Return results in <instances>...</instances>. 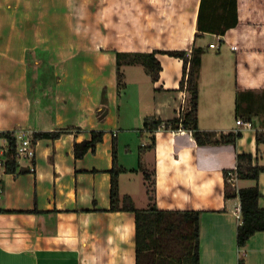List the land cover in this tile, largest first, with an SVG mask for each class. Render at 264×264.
Segmentation results:
<instances>
[{
  "label": "crops",
  "instance_id": "0c3cea01",
  "mask_svg": "<svg viewBox=\"0 0 264 264\" xmlns=\"http://www.w3.org/2000/svg\"><path fill=\"white\" fill-rule=\"evenodd\" d=\"M149 1L148 9L136 6L132 16L118 21L115 49L204 47L199 127L225 134L240 129L242 136L236 145L201 146L188 130L159 129L155 147L141 152L147 180L138 168L140 147L151 144V135L139 128L147 116L167 120L190 109L188 93L180 89L183 61L157 54L158 81L141 64L124 65L126 85L120 89L115 52L30 54L51 47L40 44L43 34L37 38L46 24L38 25L35 10L44 0H0V131L80 128L38 140L35 169L4 176L0 264H137L135 213L109 210L114 139L118 166L127 169L119 176L121 199L129 195L137 208H147L154 181L158 208L201 212L199 264H240L241 258L264 264V231L240 247V198L227 196L256 182L238 178L230 191L225 175L236 168L239 153L252 154L253 164L264 166V144L256 142L257 130L264 131L259 119L252 116V128L237 124L244 117L237 115L239 92L264 90V3L238 0V25L217 35L197 31L200 0ZM49 117L53 122L45 127ZM93 130L103 131V140L76 158V142L90 139ZM22 165L30 168V161ZM259 186L264 208V170Z\"/></svg>",
  "mask_w": 264,
  "mask_h": 264
},
{
  "label": "trees",
  "instance_id": "16d2710c",
  "mask_svg": "<svg viewBox=\"0 0 264 264\" xmlns=\"http://www.w3.org/2000/svg\"><path fill=\"white\" fill-rule=\"evenodd\" d=\"M239 23L238 0H200L197 31L225 35L230 29ZM46 54L39 49L30 51V54ZM205 48L193 46L191 49H155L151 52H124L116 51L119 88L126 85L123 79L122 67L124 65L141 64L153 81H158L162 65L157 54H167L183 61V77L180 81V89L188 93L187 104L190 109L181 108L179 115L171 119H162L156 115L147 116L139 131L151 135V144L140 147L139 170L143 171L147 180L150 174L143 164L141 152L153 149L156 142V132L159 129L179 130L192 132L197 143L203 145H236L242 136L241 132L217 133L204 131L199 127V78L202 65V55ZM237 115L259 119L264 127V90L240 91L237 97ZM79 127H61L52 131L34 132V143L40 139L56 140L63 134L79 131ZM8 131H3V136H10ZM104 132L91 131V138L76 142L74 154L76 158L84 157L89 151L94 152L98 143L103 140ZM257 144H264V131L257 130ZM9 160L7 171L9 173L29 172L31 169L18 163L15 155V140L10 137ZM113 167L111 173V207L110 211H132L136 216V263L137 264H199V234L200 211L199 210H169L158 208L154 202L155 182L148 187L150 204L147 208H137L129 195L121 199L119 194V176L127 169L118 166L117 141H113ZM35 163V159L32 160ZM239 179H250L256 183L250 187L240 188L237 192L227 196L237 195L241 202V222L237 228V242L240 247L247 245L252 234L264 231V208L259 206L262 192L259 186V176L264 166L253 164V155L239 153L235 169ZM134 171V170H132ZM228 172H225L226 178ZM228 185V182H227ZM240 264L244 260L240 259Z\"/></svg>",
  "mask_w": 264,
  "mask_h": 264
},
{
  "label": "rangeland",
  "instance_id": "374dc122",
  "mask_svg": "<svg viewBox=\"0 0 264 264\" xmlns=\"http://www.w3.org/2000/svg\"><path fill=\"white\" fill-rule=\"evenodd\" d=\"M149 3V0H44L35 10L39 14L38 25L43 21L46 24L40 27L44 30L37 38L43 36L40 44L51 46L46 54L113 53L117 51L118 21L132 16L136 6L148 9ZM109 27L113 32L106 30ZM212 39L219 44L217 38ZM49 119L45 127L53 122L52 117ZM136 190L139 192L140 186ZM228 190L232 187L228 186Z\"/></svg>",
  "mask_w": 264,
  "mask_h": 264
},
{
  "label": "built area",
  "instance_id": "2783aa9c",
  "mask_svg": "<svg viewBox=\"0 0 264 264\" xmlns=\"http://www.w3.org/2000/svg\"><path fill=\"white\" fill-rule=\"evenodd\" d=\"M214 44H211L213 47ZM237 124L240 128H252L253 122L251 118L241 117L237 119ZM181 130V129H180ZM3 131H0V200L4 194V176L9 173L7 171V162L10 158V137L15 140V155L17 161L22 165L23 161H30V169L33 171L35 168L32 160L36 158V145L34 143V131L29 129H14L10 130L9 137L3 136ZM240 132V129L237 130ZM238 175L235 170H230L227 176V182L232 187H236ZM242 216L240 215V219Z\"/></svg>",
  "mask_w": 264,
  "mask_h": 264
}]
</instances>
